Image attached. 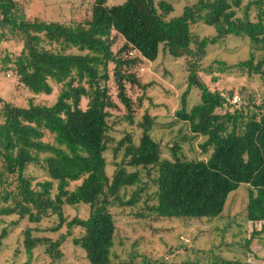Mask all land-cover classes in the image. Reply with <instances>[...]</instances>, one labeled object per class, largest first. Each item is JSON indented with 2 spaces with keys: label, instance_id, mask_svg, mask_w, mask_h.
I'll return each instance as SVG.
<instances>
[{
  "label": "trees",
  "instance_id": "1",
  "mask_svg": "<svg viewBox=\"0 0 264 264\" xmlns=\"http://www.w3.org/2000/svg\"><path fill=\"white\" fill-rule=\"evenodd\" d=\"M90 1L89 19L64 24L26 18L17 0H0V69L11 71L24 88L36 95H50L51 83L61 85L51 106L29 102L23 108L0 101V215L16 214L29 223H38L54 214L59 221L55 231L65 223L68 233L74 227L82 229L83 234L73 243L85 252L89 264H110L116 225L109 208L114 203L134 205L142 192L138 170L151 167L156 170L155 203L147 212L153 220L218 219L229 194L243 184L248 189L246 221L263 225L264 233V101L256 103L251 98L247 104L244 97L237 96L239 100L233 103L236 96L232 92L225 97L199 79L201 72L216 75L237 70L264 81L263 14H258L257 21H251L247 12L237 17L236 10L243 0H197L186 5L178 17H169L173 6L167 0H125L113 6L107 5L108 0ZM199 22L213 27L214 35H193L191 27ZM114 35L124 42L116 54L112 52ZM231 36L247 38L253 50L260 53L259 58L251 52L248 59L234 65L213 61L203 71L206 48ZM16 40L22 44L21 51L11 59L1 48ZM45 44L56 45L59 51L46 49ZM72 49L77 52L67 53ZM127 52L138 55L126 59L122 54L127 56ZM160 53L170 60H185L186 88L176 117L192 136L202 138L200 148L208 158L182 159L178 157V146L171 149L173 159L162 158L160 144L152 139L154 118L144 113L138 125V143L127 134L113 149V157L118 151L123 156L120 163H114L109 178L105 159L109 142L107 118L115 103L102 85L108 79L107 66L114 65L117 98L130 114L133 105L125 86L140 84L130 69L143 59L156 61ZM211 80L218 79L213 76ZM147 86L141 85V89L145 92ZM193 88L198 90L200 102L187 111L186 97ZM82 99L87 100L84 110L80 108ZM45 133L52 136L51 143L44 141ZM31 164L40 165L48 177L36 188L25 174ZM126 167L135 170L128 171ZM10 177L15 178L12 182L16 183V193L3 191ZM54 181L56 194L52 195ZM77 181L81 183L70 191V183ZM132 187L136 189L131 199L124 201L121 191ZM78 204L89 206L88 216L66 222L62 207ZM135 216L146 215L140 212ZM5 236L2 230L0 248ZM24 236L27 257L38 245H45V252L53 259L61 257L59 246L65 235L51 241L32 237L28 229ZM121 264L135 263L130 260ZM154 264L249 263L213 259L179 263L161 260Z\"/></svg>",
  "mask_w": 264,
  "mask_h": 264
},
{
  "label": "rangeland",
  "instance_id": "2",
  "mask_svg": "<svg viewBox=\"0 0 264 264\" xmlns=\"http://www.w3.org/2000/svg\"><path fill=\"white\" fill-rule=\"evenodd\" d=\"M24 8L25 16L29 19L39 18L44 21H57L64 24L80 23L90 18V0H17ZM125 0H108L107 5L122 4ZM158 1V0H156ZM173 6V12L169 17L181 15L186 5H192L197 0H167ZM246 8V9H245ZM247 12L251 21L258 20L261 12L264 17V0H243L240 9L236 10V16L242 18ZM193 35L199 38L214 35V28L204 25L202 22L191 27ZM112 52L116 54L123 45V40L114 35ZM20 41H11L2 45L3 50L15 59L21 51ZM46 49L59 51L56 45H44ZM76 53L72 49L67 53ZM254 52L255 58L259 52L253 50L247 38L226 37L222 42L208 46L206 56L202 64L203 71L213 61H224L228 65H234L249 58ZM5 53L2 52L3 58ZM138 54L127 52L122 56L132 59ZM161 57V58H160ZM160 58V59H159ZM168 56L159 54L154 62L143 59L132 67L130 71L137 77L139 85L126 84L127 97L131 99L133 112L126 113L125 108L117 98V87L113 80L114 65L107 66L108 79L103 81L108 93L115 103V107L109 110L107 118L108 138L106 159V174L111 178L115 166L114 163L122 161V151H118L113 157V149L118 141L130 134L135 144L141 136L138 127L144 113L154 118V130L152 139L160 144L161 157L173 159L171 149L178 146V157L186 160H206L200 145L202 138L192 136L188 127L176 117V112L181 108V95L186 88L185 60H170ZM186 59V58H185ZM188 61V59H186ZM2 68V64H0ZM126 70V67L124 68ZM217 77L213 82L211 78ZM199 79L211 90H217L225 97L229 92L234 95V100L244 97L248 104L252 98L256 103L264 101V81L259 76H248L237 70L229 73H216L208 75L199 73ZM50 95L33 94L24 88L11 71L0 69V101L9 102L16 107H26L29 102L38 105L51 106L56 101L61 85L51 83ZM141 85H148L146 91ZM238 96V97H237ZM233 100V101H234ZM232 101V102H233ZM200 102L196 88L190 90L186 97V110ZM87 100L82 99L80 108L86 109ZM1 108V103H0ZM131 120V121H130ZM133 123H130L132 122ZM1 122V120H0ZM184 138V139H183ZM44 141L51 143L52 136L45 133ZM1 165V164H0ZM128 171L134 168L126 167ZM141 183L137 202L132 206H120L114 203L109 211L112 213L116 232L113 247L111 249V263L121 264L132 260L135 264H154L157 261L185 262L200 261L209 262L213 259L246 260L249 264H264V233L261 232V224H252L246 221V205L248 189L241 184L238 189L227 197L222 216L218 219L186 220V219H159L153 220L147 208L155 203L153 194L156 191L153 180L156 176L155 168L139 169ZM26 176L31 180L32 186L37 187L38 182L48 179L45 170L40 165L31 164L25 170ZM15 178H7L6 185L2 188L6 193H16ZM81 181L70 183L68 189L74 190ZM136 188L122 190L124 201L132 197ZM56 194V182H53L52 195ZM63 216L66 222L72 218H86L89 214V206L78 204L74 206L64 205ZM144 213L145 217H136L137 213ZM58 217L54 214L47 215L38 223H29L27 218L20 219L18 215H0V232L6 231L0 248V264H89L85 252L73 243L74 238H79L83 231L74 227L68 233L66 223L59 230ZM31 230L32 237H43L56 241L60 235H65L64 242L59 246L61 257L53 259L48 255L45 245H38L32 250L31 257H27L24 249V232ZM250 242L249 245L246 243Z\"/></svg>",
  "mask_w": 264,
  "mask_h": 264
},
{
  "label": "built area",
  "instance_id": "3",
  "mask_svg": "<svg viewBox=\"0 0 264 264\" xmlns=\"http://www.w3.org/2000/svg\"><path fill=\"white\" fill-rule=\"evenodd\" d=\"M236 102V99L233 101V103H235Z\"/></svg>",
  "mask_w": 264,
  "mask_h": 264
}]
</instances>
